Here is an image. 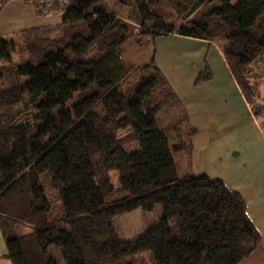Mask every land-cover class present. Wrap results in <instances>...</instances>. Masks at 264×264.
Listing matches in <instances>:
<instances>
[{
	"label": "trees",
	"instance_id": "trees-1",
	"mask_svg": "<svg viewBox=\"0 0 264 264\" xmlns=\"http://www.w3.org/2000/svg\"><path fill=\"white\" fill-rule=\"evenodd\" d=\"M66 1L61 23L0 35V229L12 264H59L52 245L65 264H136L142 253L151 264L250 257L261 234L241 194L206 174L178 175L157 116L179 100L154 57L139 66L123 59L121 45L132 36L124 14L99 7L104 0ZM114 1L152 37L225 40L226 62L252 103L264 0ZM212 77L207 66L196 84ZM183 127L187 137L196 131L188 121ZM157 203L162 216L154 226L135 239L118 236L115 215Z\"/></svg>",
	"mask_w": 264,
	"mask_h": 264
},
{
	"label": "crops",
	"instance_id": "crops-1",
	"mask_svg": "<svg viewBox=\"0 0 264 264\" xmlns=\"http://www.w3.org/2000/svg\"><path fill=\"white\" fill-rule=\"evenodd\" d=\"M15 3L17 7L9 8L14 12H8V6ZM31 3L17 0L2 6L0 20L17 22L15 27L40 21L34 16ZM9 16L11 19L7 20ZM24 29L29 28L21 30ZM168 35L196 45L199 51L191 50V58L199 53L204 61L201 67L195 68L187 56L182 64L190 74L181 73L178 81L169 80L178 100L188 109V123L196 129L191 136H186V149L177 150L186 154L183 173L206 174L221 179L230 189L241 194L247 215L261 234V242L253 254L239 264H264V111L258 109L264 106V82L256 88L255 112L226 62L222 46L200 38ZM210 54V65H207ZM207 66L212 71V79L196 84L197 76ZM176 164L179 171L177 161Z\"/></svg>",
	"mask_w": 264,
	"mask_h": 264
},
{
	"label": "rangeland",
	"instance_id": "rangeland-1",
	"mask_svg": "<svg viewBox=\"0 0 264 264\" xmlns=\"http://www.w3.org/2000/svg\"><path fill=\"white\" fill-rule=\"evenodd\" d=\"M12 1L14 2L17 0H7L6 4H4L3 7L5 5H8ZM216 4L217 2L215 1L213 3H210L208 6L200 8L198 11L191 15V18L195 20L199 19L204 13L208 12L210 8H212V6H215ZM17 5L18 4L16 3L12 4L11 6H8V9H12L15 6L17 7ZM32 5L34 7V16L40 21L36 20L28 23L27 25L15 27V24L17 22H15L16 20H14L13 17L12 18L15 24L11 21H6L5 19L4 22L3 20H0V32L2 34L1 36L6 37L13 35L22 28L41 27L49 24L55 25L63 21L64 12L59 14H41L37 9V5H35L34 3ZM100 6H106V8L110 11L115 10L122 15L124 14L122 18L123 22L132 27V36L121 45L123 59L129 64L137 66L145 65L154 57L155 62L159 66V68L164 70V73L166 74L164 75L167 78L168 82H172V79L178 81L181 77V73L190 74V71L187 70L182 64L183 61L186 60L187 56L190 57V60L193 61V63L190 64L192 67L198 68L202 66V63H204V61L200 59L201 56L199 53L193 54V59L191 58V50L195 52L199 51L196 45H193L187 41L180 42L179 40L181 39H178L172 35H159L156 37H152L151 35L142 32V29L145 28L140 26L137 22L127 19V17H130L131 11L126 7L117 5L114 0H104L99 4V7ZM10 9L8 10V12H14V10ZM9 14L12 15L13 13ZM6 19L10 20L11 16L7 17ZM218 40L219 41H217L216 43H218L220 47L222 46L221 48H224L225 40ZM211 56L212 55L210 54L207 59V65H210ZM154 100L157 101L158 98L155 97ZM256 101H258V99L254 97L251 104H253L254 106L256 104ZM187 113L188 109L183 106L182 101L180 102L179 100V104L177 106L173 104H166L157 116L159 127L162 130L166 131L171 137V149L176 161L180 166L178 171V175L180 177L184 175L183 170L185 168L186 154L182 151H177L175 149V146L183 141L187 143V132L183 127L184 123L187 122L189 118ZM122 134L124 135L125 131H123ZM180 152H182V154H180ZM115 181L116 178L113 174V182ZM42 183L47 195L51 199H53L54 191L51 188L50 177L47 174L42 175ZM161 216L162 206L161 204L157 203L151 211H144L143 209L139 208L131 212L115 215L112 222L118 236L121 239L131 240L144 234L159 221ZM49 251L51 254L55 255L58 258L59 264H65L61 259L60 251L56 246H50ZM176 256L177 252L173 251L169 256L168 261L170 262V259ZM135 259L136 264H151L150 256L146 253L140 254ZM0 264H12L11 260L7 257L6 242L1 229Z\"/></svg>",
	"mask_w": 264,
	"mask_h": 264
},
{
	"label": "built area",
	"instance_id": "built-area-1",
	"mask_svg": "<svg viewBox=\"0 0 264 264\" xmlns=\"http://www.w3.org/2000/svg\"><path fill=\"white\" fill-rule=\"evenodd\" d=\"M5 0H0V7ZM37 5V9L41 14H59L63 12L66 8L67 1L66 0H29ZM264 68V56L263 54L259 55L256 58L254 63V69L250 75L251 83L253 87L256 89L260 83L264 82L263 75ZM257 94L255 95V97Z\"/></svg>",
	"mask_w": 264,
	"mask_h": 264
},
{
	"label": "water",
	"instance_id": "water-1",
	"mask_svg": "<svg viewBox=\"0 0 264 264\" xmlns=\"http://www.w3.org/2000/svg\"><path fill=\"white\" fill-rule=\"evenodd\" d=\"M258 109L264 111V106H260V107H258Z\"/></svg>",
	"mask_w": 264,
	"mask_h": 264
}]
</instances>
